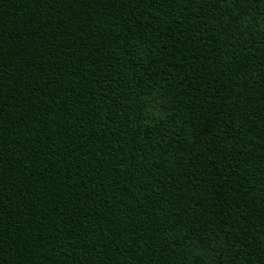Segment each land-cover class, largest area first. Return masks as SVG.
<instances>
[{"label":"trees","instance_id":"trees-1","mask_svg":"<svg viewBox=\"0 0 264 264\" xmlns=\"http://www.w3.org/2000/svg\"><path fill=\"white\" fill-rule=\"evenodd\" d=\"M0 264H264V0H0Z\"/></svg>","mask_w":264,"mask_h":264}]
</instances>
